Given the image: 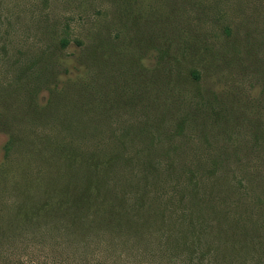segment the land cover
I'll return each instance as SVG.
<instances>
[{
    "label": "rangeland",
    "instance_id": "rangeland-1",
    "mask_svg": "<svg viewBox=\"0 0 264 264\" xmlns=\"http://www.w3.org/2000/svg\"><path fill=\"white\" fill-rule=\"evenodd\" d=\"M0 264H264V0H0Z\"/></svg>",
    "mask_w": 264,
    "mask_h": 264
},
{
    "label": "trees",
    "instance_id": "trees-1",
    "mask_svg": "<svg viewBox=\"0 0 264 264\" xmlns=\"http://www.w3.org/2000/svg\"><path fill=\"white\" fill-rule=\"evenodd\" d=\"M67 44V42H63V45L65 46ZM195 77L197 78L198 76L195 74ZM74 200H72L73 203Z\"/></svg>",
    "mask_w": 264,
    "mask_h": 264
}]
</instances>
